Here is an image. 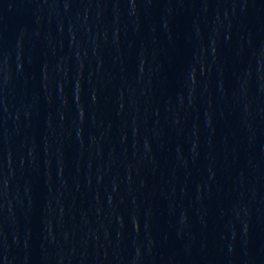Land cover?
I'll list each match as a JSON object with an SVG mask.
<instances>
[{
  "label": "water",
  "instance_id": "obj_1",
  "mask_svg": "<svg viewBox=\"0 0 264 264\" xmlns=\"http://www.w3.org/2000/svg\"><path fill=\"white\" fill-rule=\"evenodd\" d=\"M227 0H0V264H227Z\"/></svg>",
  "mask_w": 264,
  "mask_h": 264
}]
</instances>
